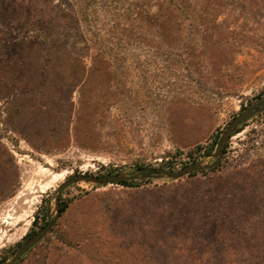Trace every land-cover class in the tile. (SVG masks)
Masks as SVG:
<instances>
[{
	"label": "rangeland",
	"instance_id": "1",
	"mask_svg": "<svg viewBox=\"0 0 264 264\" xmlns=\"http://www.w3.org/2000/svg\"><path fill=\"white\" fill-rule=\"evenodd\" d=\"M0 1L15 42L36 40L22 51L0 44V264L41 205L35 232L53 217L57 197L54 225L11 264H264V110L233 129L212 168L150 171L136 186L74 179L57 191L79 173L214 161L227 123L264 105V0H177L181 14L151 5L94 61L69 31L70 54L84 56L61 63L46 61L61 35L36 23L54 24L71 1ZM96 12L105 23L109 13Z\"/></svg>",
	"mask_w": 264,
	"mask_h": 264
},
{
	"label": "trees",
	"instance_id": "2",
	"mask_svg": "<svg viewBox=\"0 0 264 264\" xmlns=\"http://www.w3.org/2000/svg\"><path fill=\"white\" fill-rule=\"evenodd\" d=\"M68 8L57 9L56 12V20L55 23L47 22L45 23L43 20H40L36 23L38 29L44 28L47 32L53 35H61L59 41L61 44L56 43L55 40L52 41L51 47H49V51L51 52L46 58V61H58L63 62L67 59H73L80 61V58H83L84 55L81 53H75L74 55L70 54L71 49L67 48L66 41L72 36L69 34L74 33L75 36H78L80 42L85 45V48L90 49L92 47V55L91 60L94 61L95 58L100 54H108L110 47L107 45V41L110 40L111 37H114L115 34L121 33L126 29H131L133 27V20L137 17L141 16L144 13L149 12V8L151 5H154L158 12L168 11V12H177L179 14L183 13V8L179 6L177 0H70ZM0 4L1 1H0ZM97 11H104L105 13H109V16H105L107 21L105 23L100 21L98 24ZM7 8L0 9V19L1 25L0 29H4V34L7 38H1L2 33H0V44L5 46L6 49L14 50L15 48L19 50H23L25 46L28 48L33 47L36 44V40L31 35H22L19 42H15V39L18 36H12L11 29L12 21H10L9 16L7 15ZM31 20H27L26 23ZM20 26H23L20 25ZM31 26H35L32 24ZM135 26V25H134ZM23 28H25L23 26ZM103 29L105 32V36H98L97 32ZM14 30V29H13ZM2 31V30H1ZM87 31L90 33H87ZM9 35V37L7 36ZM52 35V36H53ZM16 37V38H15ZM117 37V35H116ZM2 40V41H1ZM59 44L58 48L55 45ZM14 52V51H13ZM15 54V53H12ZM10 53H8V57L10 58ZM24 60V59H23ZM9 65V64H8ZM11 67V66H9ZM22 77H25L23 74ZM28 79H31L32 76L27 75ZM226 146V145H225ZM224 146V148H225ZM211 150L210 147L206 149L204 152H209ZM200 145H197L189 154L191 159H195L197 156L201 154ZM139 168H145L143 165H138ZM109 169L108 171H110ZM191 172L190 174H193ZM144 177H138L134 179H123L117 183L124 186H136L138 185ZM59 212L62 211L65 207V203H61L59 201L58 204ZM48 214V207L45 204L41 205L35 212L34 218L32 220V225L27 233V235H31L35 232L36 227L45 221V218ZM7 257L3 255L1 257V261H5ZM223 261V260H222ZM230 264V261H227ZM226 264V261L225 263Z\"/></svg>",
	"mask_w": 264,
	"mask_h": 264
},
{
	"label": "water",
	"instance_id": "3",
	"mask_svg": "<svg viewBox=\"0 0 264 264\" xmlns=\"http://www.w3.org/2000/svg\"><path fill=\"white\" fill-rule=\"evenodd\" d=\"M261 111L264 110V105L262 107L256 108L254 104L249 105L248 107H246L244 110L240 111L239 113H237L226 125V127L224 128L220 139L217 143L216 146V151H215V155L216 158L214 159V161L210 162V163H204V164H200L198 162H193V163H189L187 165H185L182 169L178 170V171H170V170H166L163 169L161 167H146V168H142L140 169L136 174H132V175H124V174H107V175H91V174H83V173H79V174H74L71 175L68 179H66L61 185L60 187L57 189L58 192H60V190L65 187L66 185H68L72 180L74 179H84V180H95V181H102V182H112V183H117L123 179H134L137 177H141L146 175L148 172L150 171H156L165 175H178L181 173H187L190 171H200L203 169H209L212 168L214 166H216L219 162H220V158L222 156L223 150H224V146L225 143L227 141V139L231 136V133L233 131V129L247 116H249L250 114H252L255 111ZM59 201H58V197L56 198V201L54 203V215L53 217H51V219L46 223V225L41 228L40 230L34 232L33 234H31L26 241L17 249V251L15 252V254L13 255L12 259L8 262V264H11L26 248H28L30 245H32L35 241H37L38 239H40L46 232H48L51 227L54 225L55 220H56V216L59 213V207H58Z\"/></svg>",
	"mask_w": 264,
	"mask_h": 264
}]
</instances>
